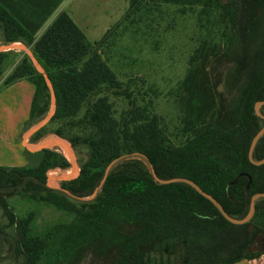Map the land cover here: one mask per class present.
Listing matches in <instances>:
<instances>
[{"label":"trees","instance_id":"16d2710c","mask_svg":"<svg viewBox=\"0 0 264 264\" xmlns=\"http://www.w3.org/2000/svg\"><path fill=\"white\" fill-rule=\"evenodd\" d=\"M151 1L199 4L205 13L218 9L230 26L224 51L211 57L197 78L185 79L197 115L216 107L215 117L176 148L165 143L155 118L138 121L135 116L131 132L120 134L107 100L99 98L91 108L96 133L88 142L87 157L77 160L78 173L61 187L79 197L90 196L113 159L138 152L149 159L158 178H186L230 217L242 219L252 195L264 192V164L254 166L247 158L250 142L263 125L253 107L264 101V0ZM0 37L6 44L26 45L43 72L27 55L3 81L4 86L21 80L33 85L27 122L44 92L47 106L50 91L53 94L51 120H57L75 116L101 86H119L101 58L89 54V42L65 12L58 13L35 39L0 6ZM7 56L0 52V76ZM259 111L264 115V106ZM57 140L72 151L65 140ZM36 150L23 151L26 162L29 156L38 157L34 168L0 167V187L18 185L27 175L46 182V170L70 165L52 150ZM262 158L264 135L253 151L254 160ZM22 194L70 215L71 221L34 232L33 214L18 217L5 200ZM0 209L7 220L4 228H11V233L0 232L13 236L14 257L21 256L22 264H235L264 255V198L256 202L250 222L233 225L190 186L155 184L137 159L120 164L92 204L70 202L28 181L19 192L0 193ZM0 242L7 244L10 254L11 241L0 238Z\"/></svg>","mask_w":264,"mask_h":264},{"label":"rangeland","instance_id":"374dc122","mask_svg":"<svg viewBox=\"0 0 264 264\" xmlns=\"http://www.w3.org/2000/svg\"><path fill=\"white\" fill-rule=\"evenodd\" d=\"M129 4L130 0L66 2L63 12L71 14L74 23L85 35L90 45L89 54L96 53L101 58L119 86H101L86 99L75 116L57 120H51V117L46 120L51 91L48 106V95L45 92L40 94L33 117L23 127V134L34 130L26 144L28 150H52L69 161L68 168L75 167L78 171L77 160L86 159L88 142L96 133L91 108L99 98L107 100L120 134L131 132L134 125L131 119L135 116L138 121H143L144 117L149 121L155 118L165 143L176 148L183 146L196 132L213 121L216 107L197 115L189 90L185 87V79L190 82L197 78L205 69L206 62L224 51L230 26L221 12L213 9L205 13L199 4L151 0H133ZM0 44L6 47L10 45L4 43L1 37ZM24 47L21 50L12 46L6 49L8 56L2 73L11 72L13 66L28 55L26 51L29 53L30 50L26 45ZM32 58L29 60L34 64ZM87 58L77 63L78 68ZM210 81L213 82L214 78ZM45 82L47 85L46 76ZM57 137L69 143L72 151L64 150ZM37 159L29 156L25 165L34 168ZM45 175L49 185L61 187L74 174L55 167L46 170ZM5 200L18 217L33 214L31 227L34 232L53 224L67 223L72 218L48 204L29 201L24 194L12 195ZM6 224L7 220L0 209V230L11 233V228H4ZM0 248V256H7V244L0 242ZM22 262L23 258L18 256L0 264Z\"/></svg>","mask_w":264,"mask_h":264},{"label":"crops","instance_id":"0c3cea01","mask_svg":"<svg viewBox=\"0 0 264 264\" xmlns=\"http://www.w3.org/2000/svg\"><path fill=\"white\" fill-rule=\"evenodd\" d=\"M67 1L0 0V6L33 38L37 39L54 17L64 11ZM67 14L71 18V14ZM13 44L20 45L21 48L25 49L21 43L16 42ZM13 44L7 47L0 44V52L7 51ZM21 48L19 49L21 50ZM9 73L10 71H7L0 76V167H22L26 164L23 151L27 150L34 153L32 150H28L26 146V142L34 130L28 135L27 140L24 136L27 132L23 134V127L29 118L34 87L27 80L4 86L3 81ZM33 144H36V142ZM235 264H264V255L250 260H242Z\"/></svg>","mask_w":264,"mask_h":264},{"label":"water","instance_id":"95a60500","mask_svg":"<svg viewBox=\"0 0 264 264\" xmlns=\"http://www.w3.org/2000/svg\"><path fill=\"white\" fill-rule=\"evenodd\" d=\"M261 106H264V101L256 102L254 104V107H253L255 115L263 120V125L258 130V132L254 135V137L252 138L250 145H249L248 153H247V158H248L249 162L254 166H260V165L264 164V158H262L261 160H258V161L253 159V151L255 149V146H256L257 142L259 141V139L264 135V115L261 114V112L259 111ZM131 159H137V160L141 161L143 163L144 167L146 168L149 176L152 178L153 182L157 185H169V184L182 183V184H186V185L190 186L192 189H194L196 191V193H198L200 196H202L203 198L208 200L218 210V212L222 215V217L227 222H229L233 225H244V224L250 222L254 216L256 202L259 199L264 198V192L253 194L252 197L250 198L249 210H248L247 215L245 217H243L242 219H234V218L230 217L223 210L222 206L213 197H211L210 195L203 192L192 181H190L186 178H171V179H165V180L158 178L154 172V169H153L149 159L144 154H141L138 152L123 154V155H120L117 158L113 159L106 166V168L103 172L102 178L99 181L98 185L95 187V189L93 190L91 195L87 196V197H79V196L69 192L67 189H65L63 187L49 185L47 182H42L33 175L25 176L23 178L22 182L18 185L8 186V187H0V193H9L12 191L19 192L20 190H22L25 187V185L27 184L28 181H33L35 184H37L41 188H43L49 192L56 193V194H58L64 198H66L70 202H73L76 204H92L96 201L98 196L102 193L103 188L105 186V183L107 181V178L110 176V174L120 164H122L125 161L131 160ZM0 238L1 239H8L12 243V249H11L10 254H8L7 256H0V262H5V261H8L14 257L15 252H16V243H15L13 236L10 234L0 232Z\"/></svg>","mask_w":264,"mask_h":264},{"label":"bare ground","instance_id":"6f19581e","mask_svg":"<svg viewBox=\"0 0 264 264\" xmlns=\"http://www.w3.org/2000/svg\"><path fill=\"white\" fill-rule=\"evenodd\" d=\"M13 44V43H12ZM12 47H19V48H21L20 47V45H17V44H13L12 45ZM27 54L28 55H30V57L32 58V54L29 52H27ZM32 60H33V62H34V64H35V66H36V68L38 69V71H40V72H42V69L40 68V66L37 64V62L32 58ZM47 84H48V87L50 88V90H51V87H50V83L48 82V80H47ZM54 99H53V94H51V100H50V106H49V108H48V111H47V117H46V120H48L51 116H52V114H53V111H54ZM34 129V128H33ZM30 133L28 132V134H26L25 135V139L27 140V137H28V135H29ZM25 140V141H26ZM26 144H28V141H27V143ZM32 150V149H31ZM33 151V150H32ZM63 151V150H62ZM74 164V163H73ZM61 171H64V172H67V173H69V174H76V173H78L77 172V168H75V167H70V168H67V169H64V170H61ZM65 174V173H64ZM50 185H52V184H50ZM52 186H54V185H52Z\"/></svg>","mask_w":264,"mask_h":264}]
</instances>
